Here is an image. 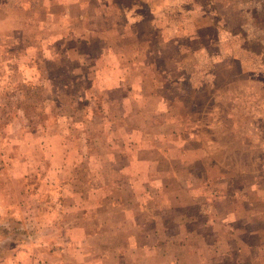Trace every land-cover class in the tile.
<instances>
[{
	"label": "rangeland",
	"instance_id": "rangeland-1",
	"mask_svg": "<svg viewBox=\"0 0 264 264\" xmlns=\"http://www.w3.org/2000/svg\"><path fill=\"white\" fill-rule=\"evenodd\" d=\"M154 2L0 0V264H264V0Z\"/></svg>",
	"mask_w": 264,
	"mask_h": 264
},
{
	"label": "crops",
	"instance_id": "crops-1",
	"mask_svg": "<svg viewBox=\"0 0 264 264\" xmlns=\"http://www.w3.org/2000/svg\"><path fill=\"white\" fill-rule=\"evenodd\" d=\"M154 1H155L154 3L156 4V0H154ZM92 3H93V1H92ZM79 5H80L81 9L82 8L84 9V7L86 6L85 3H80ZM68 6H70V7L75 6V8H80L77 6L76 2H69ZM80 16H81V14L79 15V17ZM230 200H229V202H230ZM226 206H227V204L220 205V207L223 209L224 216H226V213H225L226 211L224 210L226 208ZM228 214L231 215V217H235V218L237 217L235 209H232L231 212ZM199 217H200V214L190 216L189 218H185V220L183 221V223H184L183 226H185L186 229L184 228V229L179 230L180 228H183V227H178V231H175L171 235L168 234L167 239L172 240V238H176L177 236L174 234H177L178 238H180L179 235H181V233H187V234H191L192 235L191 237L195 236L194 237L195 240H198L200 243L205 244V246L201 247V248L211 249L214 246L218 247V245L222 242L223 244H225V245H223L222 248H225V250H227L228 249L227 248L228 241H227L226 237L230 236L232 233L236 232V230H235L236 224L233 225L231 222H225V223L223 222L220 225V227H218L217 223H216V225H214L212 222L206 224L201 219H199L197 221V219ZM217 222H218V220H217ZM188 227H191V228L187 229ZM222 228H225V229L221 230ZM218 230H220V232H218ZM166 231L168 232V230H165L164 233ZM223 239L225 241H223Z\"/></svg>",
	"mask_w": 264,
	"mask_h": 264
},
{
	"label": "trees",
	"instance_id": "trees-1",
	"mask_svg": "<svg viewBox=\"0 0 264 264\" xmlns=\"http://www.w3.org/2000/svg\"><path fill=\"white\" fill-rule=\"evenodd\" d=\"M258 52H260V51H258Z\"/></svg>",
	"mask_w": 264,
	"mask_h": 264
}]
</instances>
